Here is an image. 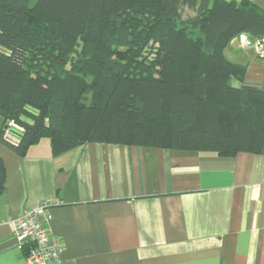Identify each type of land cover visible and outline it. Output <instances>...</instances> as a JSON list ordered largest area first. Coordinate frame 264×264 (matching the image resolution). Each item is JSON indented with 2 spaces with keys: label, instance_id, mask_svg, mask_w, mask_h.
<instances>
[{
  "label": "trees",
  "instance_id": "1",
  "mask_svg": "<svg viewBox=\"0 0 264 264\" xmlns=\"http://www.w3.org/2000/svg\"><path fill=\"white\" fill-rule=\"evenodd\" d=\"M241 34H264L254 3L0 0V115L25 129L0 141L20 155L44 137L55 153L89 142L262 153L264 89L225 55ZM5 180L0 155V196Z\"/></svg>",
  "mask_w": 264,
  "mask_h": 264
},
{
  "label": "crops",
  "instance_id": "2",
  "mask_svg": "<svg viewBox=\"0 0 264 264\" xmlns=\"http://www.w3.org/2000/svg\"><path fill=\"white\" fill-rule=\"evenodd\" d=\"M225 55L264 89L254 48L236 37ZM0 155V264H27L14 222L44 201L58 264H264V152L89 142L55 153L44 137L24 155L0 141Z\"/></svg>",
  "mask_w": 264,
  "mask_h": 264
},
{
  "label": "built area",
  "instance_id": "3",
  "mask_svg": "<svg viewBox=\"0 0 264 264\" xmlns=\"http://www.w3.org/2000/svg\"><path fill=\"white\" fill-rule=\"evenodd\" d=\"M238 2L254 3L255 0H236ZM242 49L254 48L260 58H264V34L256 39L247 34L238 37ZM4 138L11 144H17L24 127L14 120L4 123ZM52 202L44 201L39 206L26 210L15 220L14 234L19 246L25 250L27 264H58L60 261L61 247L52 241L45 226L48 221L49 209ZM45 220V222H44Z\"/></svg>",
  "mask_w": 264,
  "mask_h": 264
},
{
  "label": "rangeland",
  "instance_id": "4",
  "mask_svg": "<svg viewBox=\"0 0 264 264\" xmlns=\"http://www.w3.org/2000/svg\"><path fill=\"white\" fill-rule=\"evenodd\" d=\"M193 12L192 10L188 9V8H185L183 11H182V16H183V19H186L188 16L192 15ZM231 83H236V79L235 78H232L231 79ZM90 97V94L88 95Z\"/></svg>",
  "mask_w": 264,
  "mask_h": 264
}]
</instances>
